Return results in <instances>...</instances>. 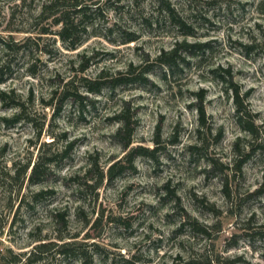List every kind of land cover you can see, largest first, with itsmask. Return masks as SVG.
I'll use <instances>...</instances> for the list:
<instances>
[{
  "label": "rangeland",
  "instance_id": "rangeland-1",
  "mask_svg": "<svg viewBox=\"0 0 264 264\" xmlns=\"http://www.w3.org/2000/svg\"><path fill=\"white\" fill-rule=\"evenodd\" d=\"M43 1L0 0V264H264V236H244L264 231V0H78L85 33L72 51L39 34L61 27L39 19ZM27 37L37 46H13ZM181 42L206 46L181 48L171 68L158 60ZM136 148L146 152L130 161ZM40 155H54L47 178H9ZM116 162L96 191L72 178ZM62 211L66 228L52 217Z\"/></svg>",
  "mask_w": 264,
  "mask_h": 264
},
{
  "label": "trees",
  "instance_id": "trees-1",
  "mask_svg": "<svg viewBox=\"0 0 264 264\" xmlns=\"http://www.w3.org/2000/svg\"><path fill=\"white\" fill-rule=\"evenodd\" d=\"M62 3H64V1L61 0H44L41 7H40V14H39V19H44V14H46L49 18L52 17V25H61L59 31H57L55 34L49 33L48 28H42L40 30V35H55L58 39H60V41L62 42L63 46H65L66 49L72 51L75 50L79 44H81V39H80V33H85V29H84V19H85V12H86V8L83 5H81V3L78 2V0H74V3L72 5H69L68 7H65L64 5H62ZM59 11V12H56ZM166 17L168 19H170L171 21L174 20V16H173V10H171L169 7L166 9ZM58 15V16H56ZM76 16V17H75ZM179 23L177 26H183L179 20H177ZM82 27V30L79 31V28ZM182 35L184 36H191V33L189 32H184L182 33ZM40 37H37L36 40H39ZM134 39L133 38H128L126 40V43H130L132 42ZM37 46V43L32 42V40L30 39V37H27L26 39H24V41L21 42H17V43H13L14 47H17V49H28L31 50V46ZM2 48L3 50H9V48H11V44L5 40H3L2 43ZM206 45L204 44H200V43H195V44H187L186 42H181V43H176V45L168 52L163 53L162 55L159 56L158 60L159 61H166L164 63V65L168 66L169 68H171L173 65L171 63H168L167 61H177L178 57V52L180 51V49L185 48L184 50L187 51L188 49H196V50H202L205 48ZM84 70H86V67H82L81 68V72H83ZM34 74V73H31ZM227 78H229V80L232 79L231 73L227 72ZM222 80H224V78L222 77ZM133 81V79H130L129 77L127 78H119V79H114L112 81L109 82H100V83H92V85L94 87H86V91L91 93H95L97 92L102 86L106 85V84H126ZM225 82V81H223ZM232 100L235 106V117L236 120L238 121V123L241 125V123L243 122H248L247 127H242L244 128L245 131H247L251 137L253 138V143L255 144L258 140H257V135L255 133V128H254V120L250 117V111L243 105L244 100L242 98H240L239 96V92L237 90V88H234L232 90ZM246 97V96H245ZM9 99L7 93L5 92H0V101L5 102L6 99ZM13 100V99H12ZM12 103L9 104H14L13 106H17V103H15V101H11ZM199 115L200 117L203 118L204 116V110L203 107L200 106L198 109ZM17 120V118L15 119ZM119 122L121 123V128L118 131V135H121V133H125V135L127 136V139L125 141H121L123 147L125 149L129 148V146L131 145V135L133 132V127L129 122V119L125 118V111L120 113V117H119ZM243 126V125H241ZM264 140V139H263ZM261 140V141H263ZM55 142V140L53 139L50 143L49 146H51L53 143ZM258 147L261 146V143L256 144ZM73 146V143H69L67 146H64L63 149L60 151L61 154L65 155L68 153V151L71 150ZM253 146V145H252ZM143 152H146L140 148H136V149H130V151L127 154V159H129L130 161L135 157V156H140L143 154ZM252 152V151H251ZM251 152L247 153V154H240L238 153V156H240V158L238 159V161L236 162L237 165V170H240L243 163L245 162L246 158L249 157V155L251 154ZM57 155V154H56ZM53 158L54 155H50L49 157H42L41 155L35 159V161L32 163H25L24 165L20 166L18 169L15 168L13 171V174L9 177L12 180L18 179L20 177L26 178L27 182L30 184H36L38 182H40L41 180H43L44 178H47L50 174H51V167L50 165L53 162ZM120 165L118 162L113 163L112 165H110L107 170L104 172L103 170L98 172L97 177L92 175V172H94V167L96 166L95 163H90V167L83 173V175H79V174H74L73 175V180L78 182V180H82L83 181V186L86 188H90L92 191H96L101 184L103 183L104 179H106L107 181H111L116 174L122 172L123 168L120 167L119 170H117V173H114V169ZM93 180V183L89 184V181ZM80 186L79 183H76V188L78 189ZM256 194L260 195L264 193V183L260 186V188L255 192ZM42 194L39 193V195ZM53 219H55V223L61 225L62 227L66 228L68 225V219H67V214L65 211L62 212H57L55 213L53 216ZM264 229V228H262ZM248 233H244V236L248 237V238H252L255 234H260V236H264V231H260L258 233H251L249 231H247ZM60 238H64L61 237ZM73 238V237H71ZM68 238V239H71ZM44 246L41 245L38 248H43ZM191 263V262H190ZM190 263H185V264H190ZM18 264H31L30 261H24L23 263L18 262Z\"/></svg>",
  "mask_w": 264,
  "mask_h": 264
}]
</instances>
